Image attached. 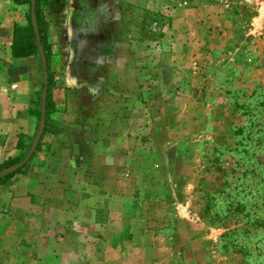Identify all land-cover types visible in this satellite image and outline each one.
<instances>
[{
    "label": "rangeland",
    "instance_id": "rangeland-1",
    "mask_svg": "<svg viewBox=\"0 0 264 264\" xmlns=\"http://www.w3.org/2000/svg\"><path fill=\"white\" fill-rule=\"evenodd\" d=\"M120 7L114 114L141 172L114 187L98 264H264V0Z\"/></svg>",
    "mask_w": 264,
    "mask_h": 264
},
{
    "label": "crops",
    "instance_id": "crops-1",
    "mask_svg": "<svg viewBox=\"0 0 264 264\" xmlns=\"http://www.w3.org/2000/svg\"><path fill=\"white\" fill-rule=\"evenodd\" d=\"M41 2L55 84L41 145L0 182V264H98L96 243L115 233L114 187L141 172L129 167L130 137L114 114L128 71L109 25L122 18V4L146 0ZM28 9L0 0V164L21 155L20 143L31 146L42 116L41 55L12 53L15 25L28 24Z\"/></svg>",
    "mask_w": 264,
    "mask_h": 264
},
{
    "label": "trees",
    "instance_id": "trees-1",
    "mask_svg": "<svg viewBox=\"0 0 264 264\" xmlns=\"http://www.w3.org/2000/svg\"><path fill=\"white\" fill-rule=\"evenodd\" d=\"M16 3L18 4H27L29 6V9L27 11V19H28V24L25 26L22 25H15V29H14V36H13V43H12V53L14 57H27L30 55H35V54H40V45H39V40L36 36L35 30H34V26L32 23V10H31V0H14ZM36 17H37V24H38V28H39V32H40V41L42 43V45L44 46L45 52H46V57H47V61H48V71H49V86H48V99H47V116H48V112H49V106H48V100H49V94H50V90L51 88L54 86L55 82H54V76L53 74L50 72L49 69V61H50V56H51V47H50V43L48 41V37H47V33H46V26H47V21L45 19L44 16V11L42 8V2L41 0H36ZM41 97H39L40 99ZM40 104V102H39ZM41 114V113H40ZM46 129V127H45ZM41 140L38 143L37 149L39 148V146L41 145ZM20 147L22 148V153L19 157L14 158V159H10L5 161L4 163H2V165H0V169L11 166L15 163H18L19 161H21L22 159L25 158L26 153L29 151L30 149V145H27L26 143L22 142L20 143ZM36 149V150H37ZM36 152V151H35ZM35 152L33 153L32 157L34 156ZM31 157V158H32ZM30 158V159H31ZM28 163H26L23 167H21L18 170H15L13 172H9L5 175L0 176V182H5L8 178H10L12 175H14L15 173L19 172L20 170H22V168H24ZM254 223V228H258L262 225H264V220L257 218L253 221ZM228 237L233 235V232H228L227 233ZM263 252V250H262ZM262 259L264 260V255L262 256Z\"/></svg>",
    "mask_w": 264,
    "mask_h": 264
},
{
    "label": "water",
    "instance_id": "water-1",
    "mask_svg": "<svg viewBox=\"0 0 264 264\" xmlns=\"http://www.w3.org/2000/svg\"><path fill=\"white\" fill-rule=\"evenodd\" d=\"M36 0H31V10H32V23L34 26V30L36 33V36L39 40V45H40V53H41V58H42V63H43V69H44V88H43V94H42V116H41V120H40V124H39V128H38V132L37 135L33 141V143L30 146L29 151L26 153V156L23 160H21L18 163H15L11 166L5 167L3 169L0 170V176L5 175L9 172H13L15 170L20 169L21 167H23L32 157L33 153L35 152L38 143L40 142L42 135L44 133L45 130V126H46V121H47V97H48V86H49V71H48V61H47V57H46V52L44 49V46L42 45L41 41H40V32H39V28H38V24H37V17H36Z\"/></svg>",
    "mask_w": 264,
    "mask_h": 264
}]
</instances>
